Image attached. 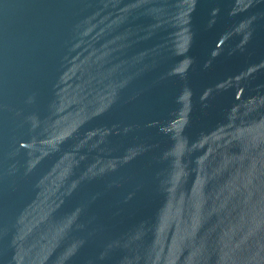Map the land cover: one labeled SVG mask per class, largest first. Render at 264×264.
Listing matches in <instances>:
<instances>
[{
  "label": "water",
  "instance_id": "1",
  "mask_svg": "<svg viewBox=\"0 0 264 264\" xmlns=\"http://www.w3.org/2000/svg\"><path fill=\"white\" fill-rule=\"evenodd\" d=\"M0 264H264V0H0Z\"/></svg>",
  "mask_w": 264,
  "mask_h": 264
}]
</instances>
